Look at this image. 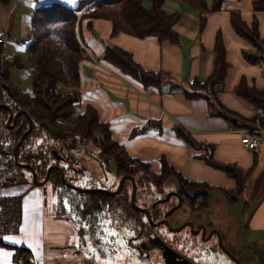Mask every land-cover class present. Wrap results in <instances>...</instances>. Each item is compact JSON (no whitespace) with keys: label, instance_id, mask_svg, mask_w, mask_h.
<instances>
[{"label":"trees","instance_id":"1","mask_svg":"<svg viewBox=\"0 0 264 264\" xmlns=\"http://www.w3.org/2000/svg\"><path fill=\"white\" fill-rule=\"evenodd\" d=\"M149 1L151 6L146 8L142 4L143 0H81L79 2L81 3L80 5L87 3H90V5L87 12L82 13V17L80 16L79 19L77 11L81 7L78 8V6L71 8L62 3L35 5L30 15V30L25 39L28 41L25 47V57L32 65L31 94L23 92L17 86L11 85L8 82L7 66L10 62L2 60L0 56V84L3 89H6L5 91L0 87V104H8L13 113L22 110V113L14 118V125L7 127L5 121L8 117V111L5 107L0 106L1 186L26 183H29L31 186L33 185L30 169L20 166L13 159V149L17 145L21 134L29 125L28 117L33 121L32 127L25 135L23 141L17 146L18 162L30 165L35 170L38 179L44 177L49 165L60 163L59 161L57 162L59 154L54 148L30 151L25 147L26 141L37 131L38 126H45L48 130L52 128L55 133L60 134L57 138L71 136L68 131L71 128H75V126L71 127L67 123V120L72 119L75 112V104L78 101L80 86L79 64L85 57L83 55L84 44L80 35L83 17L88 19L87 25L94 18L109 20L111 23L110 35L122 32L139 38L154 36L159 41H177V35L173 26L180 18L179 13L166 11L163 7L165 0ZM179 1L186 3L198 12L199 25L201 27L204 24L205 13L220 8L223 0H212L210 5H207L206 0ZM252 7L255 11L262 10L264 12V0H254ZM229 21L236 34L246 39L251 45V49L243 51L244 57L249 62H258L260 58L264 57V40L260 37L258 20L253 17L250 24H247L242 20L238 12L232 11L229 14ZM2 44L0 43V54ZM213 51L215 57L211 73L205 82L198 86V92L189 93L185 91L186 96H202L206 99L211 114L220 115L230 120L235 126H240L241 128L254 126L255 115L248 118L243 117L218 102L215 96L217 91L215 86L222 84L229 67V62L226 59V49L219 32L215 35ZM101 59L116 67L123 74H127L139 81L144 87L160 89L162 83L168 80L160 71L143 69L141 65L133 60L130 51L110 42H105ZM12 63L19 66L21 64L19 56H16ZM63 89L66 93L63 92ZM233 90L237 95L252 104L255 109L264 105V88L249 85L244 76L239 79ZM75 121L77 129L76 131L75 129L72 130L80 138H92L94 144H98L99 146V156L102 157V154L106 155V162L112 161L113 168L115 165L118 171H122L124 174L128 172L134 178V174L137 171L146 170L147 175L151 178V182H147L152 186L154 185L153 188H157L156 190H161L163 183L174 180L177 186L176 191L190 212L206 209L209 202V193L212 191H218L230 204H235L238 195L241 193H244L248 199L250 177L255 160L253 162L254 165L247 170H243L235 164L220 162L213 157V147L211 145L197 141L189 131L181 126L173 125L174 133L190 146L202 149V152L196 157L204 160L205 163L212 167L221 169L228 178H232L235 181L233 188H224L222 186L211 185L205 181L189 179L173 165L169 164L163 156L160 157V171H152L148 163L128 155L125 147L112 137L108 123L99 118L96 109L90 104L86 106L83 112L77 113ZM95 125L101 127L100 131L102 134L104 132L101 140L92 135ZM135 132L136 129H133L130 135H133ZM50 160L52 161L51 163ZM65 168L66 166H61L64 178L66 179ZM52 173H55V177L53 178L55 188L64 186L71 189L62 183L59 178V171L53 168ZM139 180L144 183L143 179ZM150 185L147 186L148 188L145 191H149ZM77 193L86 194L92 199L89 207L84 208L85 214L96 213V210L93 209L100 206L97 201L98 199L115 197V195L111 196L99 192L84 193L77 191ZM22 194L0 197L2 204L0 210V246L13 250L12 258L14 263L22 259L25 264H31L30 249L28 247L20 246L3 239L5 232H9L13 228L16 229L14 226L11 227V224L7 225L9 219L3 217L4 215L15 213L17 215L15 226L21 222ZM125 194V196L122 194L117 195L119 197L122 196L123 201L125 199L128 204L129 192H125ZM194 199L196 200V204H194ZM73 201L75 200L72 198L68 200L69 203H73ZM118 207L122 209L123 203ZM244 207L249 208L248 202ZM86 216L89 218V215ZM8 217H11V214ZM134 220L135 223L139 222L138 219L134 218Z\"/></svg>","mask_w":264,"mask_h":264},{"label":"crops","instance_id":"2","mask_svg":"<svg viewBox=\"0 0 264 264\" xmlns=\"http://www.w3.org/2000/svg\"><path fill=\"white\" fill-rule=\"evenodd\" d=\"M80 1L1 0L0 29L8 34L6 43L7 40L15 42L26 39L30 30V15L35 5L62 3L75 8ZM178 1L165 0L163 5L166 11L178 12L180 15L173 26L177 35L176 42L159 41L154 36L139 38L122 32L110 35L111 23L105 19H92L88 26L87 18L81 23L82 42L90 53L79 64L80 86L75 112H83L88 104L94 107L99 118L108 123L112 137L125 147L128 155L148 163L154 172L160 171V157L163 156L189 179L224 188L235 186V181L228 178L221 169L197 158L202 149L190 146L172 133L173 125L183 127L197 141L211 145L213 157L220 162H234L243 170L255 164L252 171L253 176H257L255 182L261 180L263 185L257 197L251 194L250 188L249 226L264 227V160L261 164V156L255 149L247 150L242 146L238 133L240 126H235L220 115L211 114L202 96L186 98L177 90L180 85L195 87V91H199L198 86L211 73L215 57V35L219 32L229 67L222 84L215 86V96L221 105L243 117L254 116L255 107L233 89L242 76L249 85L258 88H264V79L258 62L251 63L242 56V50L251 49V45L232 29L229 14L232 11L238 12L247 24L255 17L260 37L264 40V12L253 10L254 0H223L220 8L205 13L204 24L200 27L198 12ZM211 2L206 0L207 5ZM105 42L130 51L133 60L143 69L167 73L173 82L166 80L160 89L144 87L139 81L101 59ZM191 78L194 84L188 85L187 81ZM133 129L136 132L130 135ZM256 150L262 152L259 145ZM251 197L254 203L250 213ZM12 253V249L0 246V264H15Z\"/></svg>","mask_w":264,"mask_h":264},{"label":"rangeland","instance_id":"3","mask_svg":"<svg viewBox=\"0 0 264 264\" xmlns=\"http://www.w3.org/2000/svg\"><path fill=\"white\" fill-rule=\"evenodd\" d=\"M178 3L181 5H186L180 1H178ZM80 4L81 3H78L77 5L78 8L81 7L77 11L78 19L82 13L87 12L90 5V3L85 5ZM142 4L146 8L151 5L149 0H143ZM85 19L86 18L83 17L81 22H83ZM7 42L8 43L5 41L3 43L0 56L2 60H6L11 63H9L7 66L8 82L11 85L17 86L23 92L31 94L32 65L25 57V47L28 41L15 40V42H9L7 40ZM246 50L247 49H243L242 52ZM16 56H19L20 58L21 64L19 66L15 63H12ZM244 59L246 58L244 57ZM255 63L257 62H254V64ZM163 74L164 77L168 79V81L173 82V79L167 73ZM177 88V90H179L186 98L189 96H186L185 91L189 93L195 92V87L187 88L181 87L179 85ZM63 92H65L64 89ZM77 112H74L72 119L69 121L67 120V123L71 127L75 126V128H71L68 131L69 135L71 136L57 138L60 134L55 133L52 128H49L48 130V128L45 126H38L37 131L26 141L25 148H28L30 151L40 150L43 148H54L60 156L71 154L72 157L77 159L76 162L80 161L78 166H85L88 168L90 173H92L94 176L96 175V177L100 178V180L102 179L101 181L103 182L104 187L114 189L117 186L120 176L124 173L122 171H118L115 165L113 168L112 161L107 163V156L104 154H102V157H98V159L102 160L103 162L102 169L98 170L95 168L96 166L94 161L90 158V156L99 155V146L98 144H94V140L92 138H80L79 135L75 133L77 129L75 121ZM148 126L150 125H147L146 127ZM72 129H75V131ZM93 129L92 135L97 137L98 140H101L104 134V132L102 134L100 131L101 127L95 125ZM144 130H146V128H144ZM171 130L173 131L172 133H174L173 128ZM257 136L259 138V146L261 147L262 152L259 153V151L256 150L257 148L255 149V152L261 156V163L264 160V131L257 133ZM51 162L52 161L50 160V163ZM55 164L60 167V163ZM231 164L233 165L234 162ZM126 173L130 174L128 172ZM70 174L72 173L70 172ZM138 178L143 179L144 183H142V181H140ZM134 179L137 183L138 193L136 201L140 205L150 204L154 198L175 186V181L169 180L167 183H163L161 185L162 191L156 190L157 188L154 189V185L152 186L147 182H151V178L147 175L146 170L137 171L134 174ZM256 179L257 176H253V174H251V194H255V197L261 193L262 190H260V188L263 185L261 180L255 182ZM69 180L68 181L70 183H73L79 187H86V179L79 178ZM143 184L145 186L144 188L141 186ZM149 185L150 189L148 193L143 194L142 192H146L145 190ZM125 190L128 192L131 191V182L128 179L125 180L121 192H124ZM20 193H23L21 199V222L19 225L15 226L17 221V215L15 213H9L11 214V217H8L9 214L6 216L4 215L3 217H7L9 219L7 225L11 224L10 226H14L16 229L13 228L14 230L12 229L9 232H5L3 236H12L16 238L19 240V242L15 244L20 246L29 247L31 244L32 247H29L31 249V264H99V262L95 259L93 252L89 250L90 247L96 250V254L100 255L102 261L111 259L113 264H147L144 261L138 260L134 253H130V250H127L125 245L126 237L133 233L132 230L137 228L139 222L135 223L134 219H131V221H123V219L120 220L117 217V214L119 213L118 206L123 203L122 196L119 197L118 195H115V197L112 196L110 198L98 199L97 201L100 206L96 209H93L96 210V213L92 212L91 214H86L89 215V218H87L84 213V208L89 207L92 199L86 194L77 193V191L68 189L64 186L55 188V185L50 181L40 186H31L29 183L4 187L0 185V197H9ZM36 193H38V195H35ZM71 198L75 201H73V203L68 202L69 208L71 209L69 211L68 208L64 207V202ZM25 200L28 201L29 205L27 229L31 234L27 236L20 232V226L25 222ZM247 202L249 203L247 196L244 193L238 195L235 204H230L218 191H212L209 193L208 206L204 211L201 212L202 219L199 220V222L204 223L208 229L217 230L221 237L222 244L225 247L234 251L241 250L240 255L245 254L250 258V260L253 257L255 250L262 249V264H264V227L252 228L249 226L250 218L247 210L248 207H244ZM250 202L251 213L253 211L252 204L254 203L252 197L250 198ZM166 205H168V203L161 205V207ZM179 206L180 204L176 207V209ZM1 207L2 204L0 202V210ZM170 215L169 220L172 222H180L191 217V214L188 212L185 205L179 208L177 211L174 210ZM153 217V219L156 221L158 220L157 218L159 216L156 214ZM108 222H110V224ZM101 224H107L108 229L116 231L118 236L107 237V243L99 239L97 233L103 235V230L100 227ZM151 229H153V231L159 232L163 231L165 228L163 224H161L156 227H151ZM180 235L181 237L186 235L185 231H182ZM84 237H88V239L85 240ZM118 240L123 241V247L116 243ZM200 240L201 238L199 237H192L187 241V244L189 245L190 243L195 249H203L213 248L215 243L214 237L208 239V241L201 242ZM105 249L107 251H105ZM213 251L214 252H210L205 258L207 264H232V260L224 255V253L215 250ZM153 252L155 253L156 251ZM118 256H121L122 259H117Z\"/></svg>","mask_w":264,"mask_h":264},{"label":"flooded vegetation","instance_id":"4","mask_svg":"<svg viewBox=\"0 0 264 264\" xmlns=\"http://www.w3.org/2000/svg\"><path fill=\"white\" fill-rule=\"evenodd\" d=\"M0 87L2 88L1 84H0ZM4 90L6 91V89ZM13 123H14V120H13ZM58 157H59L58 161H60V167L66 166L65 176H66L67 181L69 179L83 178V179H86V187H104L103 182L101 181L102 179L100 180V178H97L96 175L94 176L92 173H90L88 168H86L85 166H78V164H80V161L76 162L77 159L72 157L71 154L70 155L65 154V156L59 155ZM98 157L99 155L90 156V158L93 159L94 161V164L96 166L95 168L98 170H101L103 164H102V160H99ZM55 165L57 164L52 163L51 165H49V166H52V168L48 173V179L46 181V182L50 181L54 185L55 183H54L53 178L55 177V173L51 174V171L53 168L59 171L55 167ZM70 172L72 174H70ZM59 178H60V171H59ZM142 187L143 188L145 187L144 184ZM176 187L177 186L175 184L174 187H171L170 189L166 190L164 193H161V195L154 198L150 202V204L140 205L137 203L136 198H135V201L141 207H146L149 210L150 216L153 221H155L153 219L154 218L153 216L158 214L159 217L157 219L160 220L165 217L166 219H168L171 227H175V226L182 224L183 222L190 221L192 223V228H190L188 225H185L180 230L176 232H172V231H169L167 227L163 225L165 228L163 231H159V232L153 231L151 227H156V226H151L150 224H148L146 221V218L144 220L145 215L142 212L135 211L134 209H132L130 207V204L129 203L127 204L126 200L124 199L123 208L120 209V207H118L119 213L117 214V216L119 217V219L120 220L123 219V221H131V219L135 218L139 220L137 228L133 229L132 230L133 233L127 236L125 239V245L127 247V250H130V253H134L135 257L138 260L144 261L147 264H207V261L205 260V258L210 252H214L213 250H215V251H220L224 253V255H226L229 259L232 260V264H262V249L255 250L253 253V257L250 260V258L246 256L245 254L240 255L241 250L234 251L230 248L225 247L222 244L221 237L217 230L208 229L207 226L204 225V223L199 222V220L202 219L201 212L204 211L205 209L204 210H194L190 212L186 207V209L191 214L190 218H186L180 222L170 221L169 215L172 214L174 210L177 211L179 208L184 206L182 202V198L176 191ZM125 192H128V191L126 190L124 192L120 191L117 194H122L123 196H125L126 195ZM142 193L147 194L148 192L146 191V193L145 192H142ZM168 193H170V195H168ZM129 195H130V192L128 194V202H129ZM137 196H138V193L136 189V197ZM193 201H194V204H196V200L194 199ZM166 203H168V205L161 207V205L166 204ZM179 204L180 206L176 209V207ZM174 206L176 207L173 209V211L171 213H168V211ZM202 227H205V228L202 229ZM182 231H185L186 233V235H184L183 237H181L180 235ZM192 237L201 238L200 240L201 242L208 241V239L214 237L215 243L213 245V248L195 249L194 247H192L190 243L189 245L187 244V241ZM153 251H156V252L154 253ZM152 254H153V257H152Z\"/></svg>","mask_w":264,"mask_h":264},{"label":"water","instance_id":"5","mask_svg":"<svg viewBox=\"0 0 264 264\" xmlns=\"http://www.w3.org/2000/svg\"><path fill=\"white\" fill-rule=\"evenodd\" d=\"M0 106L5 107L7 109V111H8V117H7L6 121H5L6 122V126L7 127H12L13 124H14L13 123L14 118L18 114L22 113V110H18L15 113H13L11 107L8 104H0ZM28 119H29V125H28L27 129L21 134L17 145L13 149V159H14V162L19 164L20 166L27 167L28 169H30L32 183L34 185H36V186H40V185H43L47 181L48 173L51 170L52 166H48L47 170H46V174L43 177V179L38 180L37 177H36L35 170L30 165L19 163L18 160H17V146L23 141L25 135L31 130V127H32V122L33 121H32V119L30 117H28ZM11 120H12V122H11ZM55 167L60 171V179L62 180V182L65 185H67L68 187H70L71 189H74V190L80 191V192H87V193L88 192L89 193L90 192H99V193H103V194L111 195V196L112 195H116L118 192L121 191L125 180L128 179L131 182V191H130V195H129V204H130L132 209H134L135 211L142 212L145 215V218H146V221H147L148 224H150L152 226H158V225L163 224L165 227H167V229L169 231H172V232H176V231L180 230L185 225H188L190 228H192V223L190 221L183 222L182 224H180L178 226H175V227H171L168 219H166L165 217L160 219V220H158V221H153L151 216H150L149 210L146 207L139 206L136 203V201H135L137 185H136V182H135V180H134V178L132 177L131 174L121 175L119 180H118V183H117V186L115 187V189H109V188H106V187H79V186H77V185H75L73 183H70L67 180H65L64 179V174H63L61 168L58 165H55ZM168 195H170V193H168ZM176 206L172 207L168 211V213H171ZM204 228L205 227H202V229H204Z\"/></svg>","mask_w":264,"mask_h":264},{"label":"built area","instance_id":"6","mask_svg":"<svg viewBox=\"0 0 264 264\" xmlns=\"http://www.w3.org/2000/svg\"><path fill=\"white\" fill-rule=\"evenodd\" d=\"M8 38V34L6 31L0 30V43H4L6 39ZM89 50L86 48V46L83 47V54L84 56L89 55ZM258 64L260 65L261 69V76L264 79V57L260 58L258 60ZM188 85L194 84V79H188L187 81ZM264 105L259 106L256 108L255 113V124L251 127H244L240 128L238 130L239 133V140L242 146L247 150H254L259 145V138L257 136V133L264 130ZM16 264H25V262L22 259H19Z\"/></svg>","mask_w":264,"mask_h":264},{"label":"snow or ice","instance_id":"7","mask_svg":"<svg viewBox=\"0 0 264 264\" xmlns=\"http://www.w3.org/2000/svg\"><path fill=\"white\" fill-rule=\"evenodd\" d=\"M35 195H38V193H36ZM64 207L65 208H68L69 211L71 210L69 208L68 201H65L64 202ZM24 213H25V218H24L25 219V222H24L23 225L20 226V232L21 233H24L27 236V235H31L28 232V229H27L28 217H29V205H28V201L27 200H25V202H24ZM108 223L110 224V222H108ZM100 227L103 230V235H100L99 233H97V235H98L99 239L103 240L105 243L108 242L107 237H110V236L111 237L118 236V233L116 231H113V230H109L108 229L107 224H101ZM3 239L5 241H12L13 243H18L19 242V240H17L16 238H14L12 236H4ZM84 239L87 240L88 237H84ZM116 243L118 245H120L121 247L124 246L123 245V241H121V240L116 241ZM29 247H32V245L30 244ZM37 247H38V243H37ZM89 250L91 252H93V254L95 255V259L99 262V264H113V262L111 261V259L102 261L100 255H97L96 254V250L94 248H91L90 247ZM105 251H107V250L105 249ZM117 259H122V257L121 256H118Z\"/></svg>","mask_w":264,"mask_h":264},{"label":"bare ground","instance_id":"8","mask_svg":"<svg viewBox=\"0 0 264 264\" xmlns=\"http://www.w3.org/2000/svg\"><path fill=\"white\" fill-rule=\"evenodd\" d=\"M38 179V178H37ZM43 179V178H42ZM65 179V178H64ZM38 180H40V179H38ZM65 180H67V179H65ZM62 181V180H61ZM31 182H32V180H31ZM46 183V182H45ZM63 183V182H62ZM33 184V183H32ZM64 184V183H63ZM34 185V184H33ZM65 185V184H64ZM35 186V185H34ZM65 186H67V185H65ZM16 264V263H15Z\"/></svg>","mask_w":264,"mask_h":264}]
</instances>
